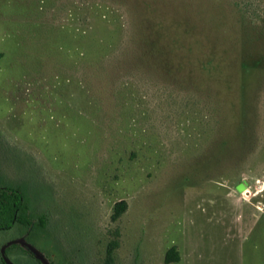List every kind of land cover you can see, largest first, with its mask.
Returning a JSON list of instances; mask_svg holds the SVG:
<instances>
[{"label": "rangeland", "instance_id": "rangeland-1", "mask_svg": "<svg viewBox=\"0 0 264 264\" xmlns=\"http://www.w3.org/2000/svg\"><path fill=\"white\" fill-rule=\"evenodd\" d=\"M0 174L60 264H264V0H0Z\"/></svg>", "mask_w": 264, "mask_h": 264}, {"label": "flooded vegetation", "instance_id": "flooded-vegetation-1", "mask_svg": "<svg viewBox=\"0 0 264 264\" xmlns=\"http://www.w3.org/2000/svg\"><path fill=\"white\" fill-rule=\"evenodd\" d=\"M33 181L14 184L0 174V263H68L51 244L48 211L38 208Z\"/></svg>", "mask_w": 264, "mask_h": 264}, {"label": "trees", "instance_id": "trees-1", "mask_svg": "<svg viewBox=\"0 0 264 264\" xmlns=\"http://www.w3.org/2000/svg\"><path fill=\"white\" fill-rule=\"evenodd\" d=\"M125 203L124 202H120L115 204L114 208H113V213L111 216V220L115 221L116 219H118L120 217V215L124 212L125 210ZM116 247L115 243H110L109 247H108V263L110 261V254L112 253V251L114 250V248ZM179 261V255L176 252V250L174 248H170L169 250L166 251L165 256H164V264H171V263H175Z\"/></svg>", "mask_w": 264, "mask_h": 264}]
</instances>
